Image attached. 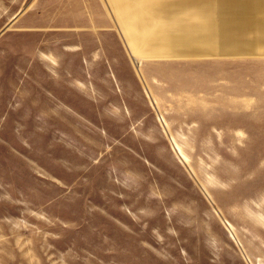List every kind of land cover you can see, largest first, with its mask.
Instances as JSON below:
<instances>
[{
  "label": "rangeland",
  "instance_id": "rangeland-1",
  "mask_svg": "<svg viewBox=\"0 0 264 264\" xmlns=\"http://www.w3.org/2000/svg\"><path fill=\"white\" fill-rule=\"evenodd\" d=\"M19 14L40 20L50 47L64 34L86 48L97 37L90 73L109 102L22 110L0 125V264H264V56L136 58L110 0H0L8 43ZM180 41L163 30L138 40L153 55ZM243 76L262 156L245 173L254 144L217 143L216 128L193 141L194 113L234 107Z\"/></svg>",
  "mask_w": 264,
  "mask_h": 264
},
{
  "label": "crops",
  "instance_id": "crops-1",
  "mask_svg": "<svg viewBox=\"0 0 264 264\" xmlns=\"http://www.w3.org/2000/svg\"><path fill=\"white\" fill-rule=\"evenodd\" d=\"M180 1L158 0L153 9L155 13H142L144 16L140 14L138 19L129 24L130 29L145 24L157 30V33L145 34L142 38H154L163 30L165 34L178 35L181 40V46L173 53L162 52L145 57H152L157 61L264 56V0ZM135 8L141 11L139 7ZM28 18L29 16L19 14L13 20L16 28L11 33L9 43L2 37L3 34L0 36V72L3 76V81H0V110L5 111L0 125L14 124L22 110L109 102L103 99L104 96L96 95V87H101L102 81L99 76L94 77L90 73V67L100 64L97 55L98 38H86L91 44L90 48H86L81 34H64L58 36L53 47H50L48 38L42 32L40 20H35L30 26ZM154 20L156 26L151 24ZM121 35L123 38L122 33ZM134 38L141 39L137 36ZM125 44L127 45L126 42ZM137 62L142 60L138 59ZM70 67L75 70L81 67L82 76L71 79L68 75L64 79L60 77L63 71L68 74ZM238 80L237 88L240 94L231 98L234 107L194 113L193 141L202 143L201 135L206 139L207 132L210 134L207 137L210 141L212 129L216 128L218 135L214 138L217 143H224V140L232 137L233 142L254 144L253 147L247 146L242 151L245 173L250 168L262 164L259 107L257 96L253 98V104L249 102L251 97L248 96L253 95H248L245 91V77H238ZM105 86L111 91H116V83L110 78ZM10 111H14L15 117H11ZM36 113L32 115L31 122H40L38 110ZM212 121H216V124ZM196 126L203 133L197 135ZM256 150L260 156L257 159L253 156ZM261 174L263 177L262 168Z\"/></svg>",
  "mask_w": 264,
  "mask_h": 264
},
{
  "label": "bare ground",
  "instance_id": "bare-ground-1",
  "mask_svg": "<svg viewBox=\"0 0 264 264\" xmlns=\"http://www.w3.org/2000/svg\"><path fill=\"white\" fill-rule=\"evenodd\" d=\"M110 1L113 4V8L115 10V13L117 14L119 22L123 26L122 29L125 28L128 32V40L130 41L129 45H131L133 52L136 54L137 57L136 56L135 57L136 58L139 57L142 59L143 57H145L144 54H147V52L150 53V54H147V56H153L151 51H145L144 50V48H143L144 45L139 43L138 42L139 39L134 38L135 35L131 34V33H134V32L136 33L137 31H142V32L147 31V33H145V34H149V32L151 33L153 30L154 31H157V30L151 29L149 26H147L145 24H142V26H138V27H135L133 29H130L129 24L131 22H134L136 19H138V17L141 16L142 13H144V14H146V13L148 14L150 12L155 13L153 11V9H154V6H156V4L158 3V0H125L126 1L125 3H124V1H121V0H110ZM132 2H135V5H131ZM141 2H144V3L141 4ZM136 6L139 7L141 11L136 10V8H135ZM135 14H137V15H135ZM139 38H142V36H139Z\"/></svg>",
  "mask_w": 264,
  "mask_h": 264
}]
</instances>
